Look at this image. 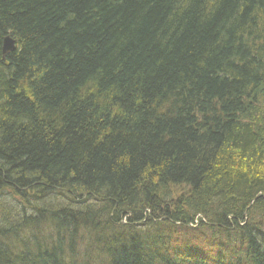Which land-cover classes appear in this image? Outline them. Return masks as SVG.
<instances>
[{
  "label": "trees",
  "instance_id": "16d2710c",
  "mask_svg": "<svg viewBox=\"0 0 264 264\" xmlns=\"http://www.w3.org/2000/svg\"><path fill=\"white\" fill-rule=\"evenodd\" d=\"M0 264H264V0H0Z\"/></svg>",
  "mask_w": 264,
  "mask_h": 264
},
{
  "label": "water",
  "instance_id": "95a60500",
  "mask_svg": "<svg viewBox=\"0 0 264 264\" xmlns=\"http://www.w3.org/2000/svg\"><path fill=\"white\" fill-rule=\"evenodd\" d=\"M14 48L13 40L9 37H4L2 41V53L5 54Z\"/></svg>",
  "mask_w": 264,
  "mask_h": 264
}]
</instances>
